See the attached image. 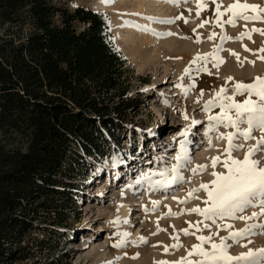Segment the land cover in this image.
<instances>
[{
  "label": "rangeland",
  "instance_id": "rangeland-1",
  "mask_svg": "<svg viewBox=\"0 0 264 264\" xmlns=\"http://www.w3.org/2000/svg\"><path fill=\"white\" fill-rule=\"evenodd\" d=\"M122 3L112 4V9L95 10L94 4L100 0H52L58 6L74 9L73 5L90 9L91 11L107 16L109 38L112 40L116 50H119L130 68L132 76L131 87L127 96L138 101L139 106L127 112L121 129L113 136L105 135V145L102 148L103 154L96 156H85L81 172L75 180L71 181L77 187L73 195V205L67 212L65 220L61 225L51 227L43 225L40 227L51 228L45 231L30 233L26 240V250L30 256L20 264H107L114 261L116 257H122L118 264H154L155 261L167 260L177 261L187 255L186 250H191L192 246L199 243L195 235L185 236L180 230L189 227L190 222L195 224L201 219L197 214H183L178 218L159 219V227L163 229L158 235H153L157 229L158 217L168 211L179 212L182 207L191 209L196 206L203 207L202 199L205 193L201 190L197 196L186 205H179L172 200L171 196H166L161 191L148 193L145 185H133L134 180L142 171H148L157 167L156 157L165 156L171 162L172 157L178 148V143L174 142V137L182 130L189 121H185L181 115L184 113L191 118L201 121V124L192 129L195 135L190 139L194 141L191 145V157L193 165H208L206 172L202 175L192 176L190 171L184 172L190 183H185L178 187L174 194L178 198H184L187 190L196 188L200 183H209L213 177L211 158L220 156L221 150L225 147L224 141L215 143L212 150L208 148L207 140L204 138V126L206 115L201 110L203 102L212 98L214 91L225 85L226 78L232 77L234 81L252 83L256 77H264V61H261L251 52L244 51L242 44L248 49L255 51L264 46V36L253 33L251 40L244 39L241 42H224L223 51L220 56L225 63L219 67L212 68L209 64L211 75L200 73L195 75L194 81L187 77L183 83H195V87L190 94L185 97L179 88L175 87L190 61L199 53L207 54L219 42L218 39L209 40L208 36L215 31L220 33L219 28L213 29L210 25L198 28L201 19L212 16L214 5H209V10L202 12L200 19H197V11L194 0L187 4L173 6L164 3L162 0H146V11L134 12L137 0H124ZM224 7L232 4L234 0H220ZM248 4L264 6V0H241ZM115 5V6H114ZM136 7V6H135ZM135 14V15H134ZM131 15V16H130ZM183 16L190 22L185 24L184 20H176L173 24H160L153 22L154 33H136L123 41L112 28V22H123L133 18L140 22L146 21L145 17H153L156 20H165ZM227 19V17H224ZM247 29H264V23H249L245 25L243 21L238 22L236 27L225 26L224 31L229 37H236L240 32ZM193 29L196 32H193ZM173 33L164 36L162 32ZM161 32V33H160ZM2 31H0V34ZM118 33V32H117ZM201 39L200 43H195L196 36ZM118 36V37H117ZM117 37L121 48L118 47L113 38ZM152 39H151V38ZM182 37H188L183 39ZM119 38V39H118ZM132 41V42H131ZM139 49V50H138ZM135 51V55L129 58L130 51ZM229 50L239 55L241 61H245L243 67L236 57L229 54ZM140 52V55H139ZM264 55V54H262ZM132 58V59H131ZM246 61H255L254 66ZM232 81H228L231 86ZM204 95L200 103H196L200 90ZM170 106H165L164 100ZM243 96L236 97L242 102ZM219 109H214L218 112ZM220 131H225L220 129ZM257 137L259 132H255ZM254 143V141H253ZM167 149V151H165ZM238 159H243L244 151L234 153ZM264 162V151L256 157ZM216 171H225L221 164H217ZM64 202L66 198L58 197ZM151 200L161 201L159 210L154 214L146 215L141 206L151 209ZM165 205L168 207L166 208ZM126 207L128 215L121 220L128 219L127 225L121 224L118 228L110 224L115 219L116 213ZM252 209L246 214L250 215ZM39 225V223H37ZM235 228L244 226L243 222H235ZM117 231H126L130 234V241H136L139 237H144L147 244L133 246L129 243L123 250L111 247L118 237L114 236ZM179 233L180 243L183 245L179 250L169 249V253L164 252L165 245H171L173 240L170 236ZM195 232V228L189 229ZM200 234V233H197ZM207 235V231L203 232ZM220 232V235H226ZM153 245H157L153 247ZM249 248H264V234L252 237ZM248 248L239 246L231 249L232 255L247 251ZM136 256L138 258L132 259Z\"/></svg>",
  "mask_w": 264,
  "mask_h": 264
},
{
  "label": "trees",
  "instance_id": "trees-1",
  "mask_svg": "<svg viewBox=\"0 0 264 264\" xmlns=\"http://www.w3.org/2000/svg\"><path fill=\"white\" fill-rule=\"evenodd\" d=\"M0 31V264H20L30 233L64 222L84 157L139 103L104 15L0 0Z\"/></svg>",
  "mask_w": 264,
  "mask_h": 264
},
{
  "label": "snow or ice",
  "instance_id": "snow-or-ice-1",
  "mask_svg": "<svg viewBox=\"0 0 264 264\" xmlns=\"http://www.w3.org/2000/svg\"><path fill=\"white\" fill-rule=\"evenodd\" d=\"M164 3L173 6L187 4L191 0H163ZM197 9L195 16L200 19L201 13L209 10V5H214L212 16L201 19L198 28H203L205 25H210L213 29L219 28L221 31L217 34L213 31L209 36V40L218 39L219 42L214 46L213 50L207 54H197L188 67L183 71L179 79V83L175 87L179 88L181 93L187 97L191 90L195 87V83L184 85L183 80L187 77L190 81H194L195 75L205 73L211 75L209 64L217 70L225 63L220 56L223 51L224 42H241L244 39L251 40L252 34H260L264 36V29L255 28L247 29L240 32L236 37H229L224 31L225 26L236 27L238 22L243 21L245 25L249 23H264V6L248 4L241 0H234L232 4L224 7L220 0H194ZM100 3L105 6H110L115 3V0H100ZM73 7H77L73 5ZM135 15V14H134ZM227 17V19H224ZM104 19L107 21L106 14ZM149 22L160 24H173L176 20H184L187 24L190 21L184 19L183 16H177L171 19L156 20L153 17H145ZM110 25V21L108 22ZM125 24L128 22L125 21ZM144 32H149L154 35L150 27H141L135 25ZM110 29V26L108 28ZM195 33L196 30L193 29ZM164 36L173 35V33H164ZM188 39V37H182ZM111 42V40H109ZM195 43H200L201 39L197 35L194 39ZM244 51L251 52L261 61H264V46L252 51L242 44ZM229 54L236 57L240 66L243 67L245 61H241L237 53L229 50ZM254 66L255 61H246ZM228 81H232L231 86ZM204 92L201 89L196 103H200ZM243 96L245 99L240 102L236 97ZM165 106H170L165 99ZM214 109H219L214 112ZM201 110L206 115V123L204 126V138L207 140L208 148L212 150L215 143L224 141L225 147L221 150V155L211 158V166L213 171L210 175L213 179L209 183H200L196 188L187 190L184 198H178L174 192L178 187L185 183H190L184 172L190 171L192 176L202 175L206 172L208 165H193L191 157V145L194 141L190 139L191 135H195L192 129L201 124V121L191 118L181 113L185 121L189 123L178 132L177 140L174 137V142L178 143V148L175 155L169 162L165 156H157V167L148 171H142L141 174L134 180V185H145L148 193L156 191L163 192L166 196L170 195L172 200L179 205H186L192 199L199 198L197 194L203 190L205 197L202 199L203 207L196 206L191 209L182 207L179 212L168 211L158 217L157 229L153 235H158L163 229L159 227V219L162 218H178L180 215L197 214L201 217L195 224H189L188 228L180 231L185 235H195L199 242L192 246L191 250H186L187 255L181 257L177 261H155L154 264H264V248L252 249L248 245L252 243V237L264 234V162L256 157L264 151V77L254 78L252 83H243L234 81L232 77H227L225 85L219 90L214 91L211 99L203 102ZM224 129L225 131H220ZM255 132H259L257 137ZM254 141V143H253ZM167 151V149L165 150ZM244 151L243 159L235 157L234 153ZM217 164H221L225 171H216ZM152 207L141 206L146 215L154 214L159 210L161 201L151 200ZM167 208L168 206L165 205ZM249 209H252L251 214H246ZM243 222L242 228L236 229L235 222ZM128 219L121 220L119 217L110 221L114 227H119L121 224L127 225ZM195 228V232H190L189 229ZM207 231V235L203 232ZM220 232H226V235H220ZM200 233V234H197ZM114 236L118 237L111 247L117 250H123L129 243L133 246L147 244L144 237H139L136 241H130V234L126 231H117ZM173 240L171 245L164 246V252L169 253V249L179 250L183 245L180 243L179 233H174L170 236ZM157 245H153L156 247ZM248 248L245 252H240L237 255L231 254L233 247ZM122 257H116L114 261H108L107 264H118ZM132 259L138 257L133 256Z\"/></svg>",
  "mask_w": 264,
  "mask_h": 264
},
{
  "label": "bare ground",
  "instance_id": "bare-ground-1",
  "mask_svg": "<svg viewBox=\"0 0 264 264\" xmlns=\"http://www.w3.org/2000/svg\"><path fill=\"white\" fill-rule=\"evenodd\" d=\"M117 4L118 3H122L125 2L124 0H116ZM136 1V0H135ZM163 1V0H162ZM145 2L146 0H137V5L134 6V9L132 11L134 12H141L140 14H142L143 12L146 11L145 8ZM115 3V4H116ZM115 6V5H114ZM94 9L95 10H107V9H112V5L110 6H105L103 4H101L100 2L94 4ZM131 16V15H130ZM121 20V19H120ZM119 20V21H120ZM112 22L111 26L114 29V32L116 33V35H118L123 41H125V43L127 42L126 40H129L128 38L130 37L131 39V35H134L136 33H145L144 31H142L140 28L135 27V25H140L141 27H150L152 30H154V26H153V22H149L148 20L146 21H142L140 22L139 20L133 19L130 17V19H127L126 21L128 22L127 24H125L123 22ZM118 32V33H117ZM149 33V32H148ZM161 33V32H160ZM165 31L162 32V34H164ZM117 36V37H118ZM149 36H151V33H149ZM117 37L113 38L115 39L114 42L115 44L121 48V45L119 44ZM151 38V37H150ZM119 39V38H118ZM152 39V38H151ZM130 41V40H129ZM132 42V41H131ZM139 50V49H138ZM138 50H134V51H130V55L129 58L137 53H135V51L138 52ZM140 55V52H139ZM132 59V58H131ZM128 215V210L126 209V207L124 206V208H122L121 210H119L116 213L115 219L117 217H119L120 219L125 218Z\"/></svg>",
  "mask_w": 264,
  "mask_h": 264
},
{
  "label": "water",
  "instance_id": "water-1",
  "mask_svg": "<svg viewBox=\"0 0 264 264\" xmlns=\"http://www.w3.org/2000/svg\"><path fill=\"white\" fill-rule=\"evenodd\" d=\"M109 40H111L110 38H109ZM111 42H112V40H111ZM113 44V43H112ZM114 46V45H113ZM118 52H120L119 50H117Z\"/></svg>",
  "mask_w": 264,
  "mask_h": 264
}]
</instances>
